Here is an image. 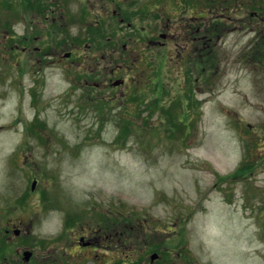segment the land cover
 I'll use <instances>...</instances> for the list:
<instances>
[{
  "label": "rangeland",
  "instance_id": "374dc122",
  "mask_svg": "<svg viewBox=\"0 0 264 264\" xmlns=\"http://www.w3.org/2000/svg\"><path fill=\"white\" fill-rule=\"evenodd\" d=\"M222 2L225 19L244 9L236 0ZM86 4L92 0H75V10ZM153 4L107 0V11L116 10L117 21L133 25L123 29L124 38L138 40L155 13ZM259 4L264 0L246 7ZM19 5L0 0V246L4 240L9 244L8 262L0 264H60L58 253H52L57 239L64 236L65 245L74 241L71 229L86 230L91 239L100 232L90 231L101 223L111 236L102 249L69 247L64 258L59 251L60 260L264 264V46L250 48L247 39L253 35L237 27L210 52L204 47L197 65L188 46L180 58L183 67L175 45L184 36H174L163 48H146V56L127 58L133 67L118 90L126 95L123 100L88 103L67 80V60L65 69L33 68L19 52L10 53L23 27ZM175 11L168 17L171 28L182 13L179 7ZM6 13L17 17L15 23L4 20ZM77 24L68 34L76 49L85 36ZM205 29L210 26L203 21L198 37ZM91 45L83 46L82 54L102 72L99 54L111 44ZM162 87L168 92L161 93ZM172 99L176 102L167 110ZM129 117L133 124L124 121ZM14 228L21 236L12 237ZM17 249L32 251L26 263ZM152 254L158 256L154 262Z\"/></svg>",
  "mask_w": 264,
  "mask_h": 264
},
{
  "label": "flooded vegetation",
  "instance_id": "af4514ba",
  "mask_svg": "<svg viewBox=\"0 0 264 264\" xmlns=\"http://www.w3.org/2000/svg\"><path fill=\"white\" fill-rule=\"evenodd\" d=\"M9 1L20 4L17 9L20 12L18 18L23 26L21 34L15 40L19 45L14 44L11 46L10 53L19 52L25 63H34L32 65L33 68L38 66L41 68L42 64L48 66L63 65L64 67L63 60H67L68 70L71 72H69L70 84L73 88L80 91V100L87 101L88 103L95 100L111 105L116 104L120 98L123 100L126 95L124 92H119L118 90L125 84V74L130 72L133 67L132 61L127 58L134 59L136 55L138 58L146 56L144 54L146 48L152 51L163 48L166 42L172 41L174 36H184L181 44L175 45L178 47L176 52L178 62L183 67L186 65L182 62V56L185 52L187 53L188 46H190L192 54L190 61L194 65H197L198 62L196 61L201 57L200 52L204 51V47L207 48V52H210L226 35L234 34L238 30L237 27L245 29L248 35H253L249 37V40L247 39L248 44H252L250 48L264 46V6L259 4L248 9L252 6L253 0H236V4L243 3L244 9L240 7L238 16H232L237 17L234 25L230 24L232 17L227 15L228 19H225L227 6L222 0H212V2H206L207 0H149L151 3H154L153 8L155 9V13L148 19L146 27L140 28L143 30L141 33H137L139 36L138 40L132 37H123L125 36L123 29H133V25L125 22L126 19L122 17V19L117 21L118 13L116 10H113L111 15H109L107 0H92L90 6L86 4L78 7L77 10H75V0H72L73 7H71V0ZM246 5H248V8ZM12 7L16 8L13 3H11ZM178 7L182 13H178L179 18L175 21L176 25L171 28L169 26L171 18L168 19V17L170 14L175 13ZM94 12L96 13L95 15L93 14ZM138 13H140V10ZM159 13L164 15V20L162 16L157 17ZM3 18L4 20H12L14 23L17 19V17L13 18L7 13ZM109 18L117 22L109 20ZM141 21L144 22L142 17ZM203 21L208 22L210 30L205 29V35L198 37V34L203 31ZM76 22L78 23L77 25L85 30L83 41L78 42L79 45L82 44L78 49H76L78 46L76 39L68 38V34H70L69 30L74 27ZM161 28L166 33H161L159 30ZM259 29L261 31L256 33V30ZM5 30L9 31V27L7 26ZM143 34L146 35L143 36ZM205 36L207 38L204 41ZM9 37L13 38L14 35L11 34ZM102 40H104L105 44L111 45H105L108 48L101 50L99 58L103 63V71L97 72L88 62L91 60L88 54H82L81 48L83 46L91 48V44L100 43ZM10 41L13 40L11 39ZM71 45L74 47L71 48ZM141 47L142 49H140ZM81 62H84V64ZM126 62H129V64H126ZM77 66L80 67L82 77L76 75ZM114 77L118 78L113 80ZM127 78H130V76H127ZM84 88L86 90L82 93ZM166 90V87H162L161 93ZM133 97H135L134 94ZM138 97L141 99V94ZM122 100L123 105L124 102ZM172 100H169L167 104L169 105ZM99 232L100 234L96 237H91V239L85 238L87 234L79 237L83 238L81 243H87L88 248L102 249L105 241H108V238L111 240V236L107 233L106 225L100 227ZM101 233L104 234L103 239L98 242L97 238L99 235H102ZM74 244H76V248L78 249L85 248V246H81L77 241L73 242L72 246Z\"/></svg>",
  "mask_w": 264,
  "mask_h": 264
},
{
  "label": "water",
  "instance_id": "95a60500",
  "mask_svg": "<svg viewBox=\"0 0 264 264\" xmlns=\"http://www.w3.org/2000/svg\"><path fill=\"white\" fill-rule=\"evenodd\" d=\"M28 256H29V253H26V257H25L26 260L28 259ZM155 258H156V255L151 256V260H154Z\"/></svg>",
  "mask_w": 264,
  "mask_h": 264
},
{
  "label": "trees",
  "instance_id": "16d2710c",
  "mask_svg": "<svg viewBox=\"0 0 264 264\" xmlns=\"http://www.w3.org/2000/svg\"><path fill=\"white\" fill-rule=\"evenodd\" d=\"M3 250V249H2ZM0 260H2V255H0Z\"/></svg>",
  "mask_w": 264,
  "mask_h": 264
}]
</instances>
